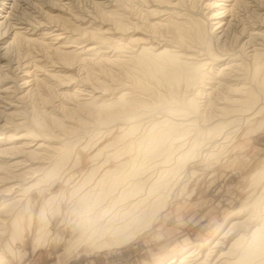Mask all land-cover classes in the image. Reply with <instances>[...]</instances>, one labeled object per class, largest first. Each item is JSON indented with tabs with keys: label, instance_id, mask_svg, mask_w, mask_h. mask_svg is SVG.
Listing matches in <instances>:
<instances>
[{
	"label": "bare ground",
	"instance_id": "1",
	"mask_svg": "<svg viewBox=\"0 0 264 264\" xmlns=\"http://www.w3.org/2000/svg\"><path fill=\"white\" fill-rule=\"evenodd\" d=\"M132 9L139 11V17H133L136 21L131 20ZM77 10L81 13L73 0H0L1 233L13 218L8 210L25 199L64 152V139L77 128L73 124L84 121L79 114L95 116L91 104L103 95L110 96L106 105L118 104L106 111L107 120L126 118L121 128L129 135L141 131L129 121L138 115V103H148L163 114H155L157 119L145 134L148 141L146 145L141 141L139 150L166 149L170 137L175 136L173 141L190 137L193 142L184 154V159L193 156L186 163L188 170L214 156L238 120L249 122L264 111V0H94L91 9ZM131 27L141 35L133 43L122 42ZM140 61L145 63L141 68ZM65 69L83 74L76 80ZM137 69L151 87L131 79ZM76 81L73 89L67 88ZM52 93L58 103L54 101L50 111L44 106L40 110L48 124L33 121L30 100L37 96L50 105ZM178 159L147 189L140 184L135 194L123 190L132 199L116 209L109 205L97 211L85 225V231L91 230L88 235L121 233L123 238L116 241L123 245L154 227L170 203L162 198L163 179L182 181ZM62 161L60 157L55 165L60 167ZM260 191L257 203L244 201L239 210L244 216L230 222L214 241V248L229 249L211 264H236L243 255L240 238L264 235V186ZM138 193L142 194L135 196ZM2 240L0 235V264H8ZM201 251L200 245L166 264H208L214 253L203 258Z\"/></svg>",
	"mask_w": 264,
	"mask_h": 264
},
{
	"label": "rangeland",
	"instance_id": "2",
	"mask_svg": "<svg viewBox=\"0 0 264 264\" xmlns=\"http://www.w3.org/2000/svg\"><path fill=\"white\" fill-rule=\"evenodd\" d=\"M93 3L94 0H73L79 14L81 11L77 9H91ZM147 6L156 8L150 4ZM131 15V20L136 21L138 19L133 17H139V11L132 9ZM139 35L134 34L131 27L129 32L123 34L122 42L131 40L133 43ZM140 56L152 57L146 53H140ZM144 65L140 61L139 68ZM64 71L75 76L76 80L83 74L75 69ZM135 71L131 79L137 80L146 89L151 87L141 69ZM109 78L108 82L111 83ZM76 84L77 81L67 88L73 89ZM52 97L54 99L50 105H43L37 96L30 100L29 110L31 115L34 114L33 121L48 124L40 116V110L44 106L50 111L53 102L58 103L53 93ZM109 97L103 95L91 104L95 110L94 117L88 116L85 111L79 114L80 118L84 116V121L75 119L81 124H73L77 128L72 134H67L64 152L57 157V160L62 157V166L55 165V158L40 176L41 181L28 190L25 199L8 210L13 218L0 232L3 237L1 247L8 264H166L172 258L178 259L195 251L200 245L203 250L200 253H205V256L200 254L203 258H206L207 252L214 253L212 257L207 256L208 264L213 263L218 255L229 249V245L214 248V241L229 228L230 222L244 216L245 213L239 210L245 202L257 203L264 186V111L249 122L238 120L239 124L234 125L232 134L217 146L214 156L198 161L188 170L186 163L193 156L184 159V154L193 142L190 137L183 136L174 141L172 139L175 136L170 137L166 149L148 147L139 150L140 142L148 141V135L145 134L154 125L157 119L155 114L160 117L163 114L148 106V103H138V115L129 121H134L141 131L129 135L127 129L121 128L123 121L128 122L126 118L107 120L106 111L118 105H106L105 101ZM17 131L22 132L23 129ZM144 135L146 138L142 139ZM145 142L142 144L146 145ZM178 157L182 181L168 183V180L163 179L160 190L165 194L162 198L170 200V203L154 227L123 245L116 241L117 238H123L121 233L113 237L88 235L91 230L85 231V225L92 221L97 211L107 210L109 205L116 209L132 199L133 196L130 198L123 192L132 190L131 194H135L139 192L136 189H139L140 184L147 189L162 175L160 171L168 168ZM211 249L214 251L211 252Z\"/></svg>",
	"mask_w": 264,
	"mask_h": 264
},
{
	"label": "clouds",
	"instance_id": "3",
	"mask_svg": "<svg viewBox=\"0 0 264 264\" xmlns=\"http://www.w3.org/2000/svg\"><path fill=\"white\" fill-rule=\"evenodd\" d=\"M238 245L243 255L236 264H264V235L253 234L250 239L241 237Z\"/></svg>",
	"mask_w": 264,
	"mask_h": 264
}]
</instances>
